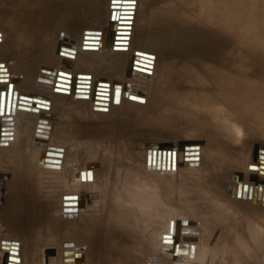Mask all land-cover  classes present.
I'll use <instances>...</instances> for the list:
<instances>
[{
    "label": "bare ground",
    "instance_id": "1",
    "mask_svg": "<svg viewBox=\"0 0 264 264\" xmlns=\"http://www.w3.org/2000/svg\"><path fill=\"white\" fill-rule=\"evenodd\" d=\"M130 1L0 0V91L14 84L13 141L0 146V179L7 177L0 243L18 242V264H177V256L185 264H264V213L248 214L251 225L238 214L247 197L252 208L264 203V189L254 188L264 182V149L252 147L260 153L246 166L257 175L251 186L241 190L238 178L241 191L228 199L221 189L232 161L226 150L241 151L233 142L246 140L245 126L252 135L264 133L257 123L264 105V15L251 17L243 0H202L204 23L197 29L194 5L189 13L181 4L137 0L127 50L114 51L104 44L110 16L114 10L125 18ZM99 41L97 51L82 49ZM135 52L155 56L151 75L132 70ZM149 61L139 69L150 70ZM41 73L54 79L51 90L40 86ZM59 73L76 84L78 75L89 76L88 97L54 93ZM97 83L109 84L105 101H98L107 112L93 111ZM132 89L143 91L142 103ZM20 96L47 100L48 110L17 111ZM47 147L63 150L59 169L42 168ZM148 150H177L175 169L147 167ZM91 168V182L75 181L76 172ZM69 195L78 196L77 214L63 218ZM187 199L194 206H184ZM201 199L209 200L203 208ZM8 256L0 245V264Z\"/></svg>",
    "mask_w": 264,
    "mask_h": 264
},
{
    "label": "water",
    "instance_id": "2",
    "mask_svg": "<svg viewBox=\"0 0 264 264\" xmlns=\"http://www.w3.org/2000/svg\"><path fill=\"white\" fill-rule=\"evenodd\" d=\"M111 3H113V0H111ZM115 4L119 5L120 0L117 2H114ZM123 4H128L129 3H123ZM129 8V7H128ZM117 9V8H116ZM127 9V8H126ZM113 12L111 13L110 16V20H109V24H108V28H107V32L108 36L104 39V44L107 43L108 47L112 48V50L114 51H126L127 50V45H128V41H129V35H130V23H126L123 22L125 18H120L117 17L119 16V14H113ZM121 14V13H120ZM113 16H116V18H113ZM119 19V20H118ZM123 19V20H122ZM131 22V21H130ZM109 40V42H107ZM102 44L101 41H99L98 43H90V45L86 46V47H82L83 50L85 51H97L98 49L102 48ZM139 58H143V59H139ZM148 59V57L141 55V54H137L136 52L134 53V59H135V63L133 66V71L136 72H140L143 74H149V72L145 71V70H140L139 68L143 67L145 68V66L142 64L144 63V59ZM147 68V67H146ZM150 75V74H149ZM59 76H62V78H64L62 80L58 79L57 80V84H55V88L54 91L57 94H62V95H69L71 93V88L72 87V80L70 78L69 75H61L59 73ZM78 79H80V84L76 85V94L75 97L77 98H87L88 97V90L90 88V77H79L77 76ZM66 79V80H65ZM14 84L12 82H10L7 86L6 91H0V146L1 147H7L8 143L13 141V125H14V120L12 119V117L9 116V111L11 110V106L14 104L12 103L13 100V92H12V88H13ZM109 87L108 83H97L94 84L93 86V95H94V106H93V111L94 112H107V109L105 108L106 106L99 103L98 101H105V99H103L102 97L104 96V93H106L107 89ZM80 90V91H79ZM6 93V95H5ZM86 95V96H83ZM21 100L18 101V106H17V111H22V112H31L32 110V106L34 105V109H41V110H48L49 107V102L46 100H39L36 98H31V97H27V96H20ZM23 100V101H22ZM6 115V117H3V115ZM256 146V145H255ZM151 150L147 151V160H146V166L147 167H151V168H157V169H175V150H158L155 151L153 150L152 152H150ZM171 153V156H170ZM259 149L258 148H254L253 150V163L256 164L257 160H256V154H259ZM62 154H63V150L60 148H56V147H47L46 151L44 154L41 155V159H42V168H52V166H54V168H60L61 166V159H62ZM170 156V158H169ZM174 159V160H173ZM173 165H172V162ZM170 163V166H169ZM96 166V165H95ZM259 166H256V170H258ZM97 168H95L96 171ZM251 170H255L250 168ZM92 171L93 168L88 169L86 171V173L83 172H76L74 174V179L76 182H85V181H92ZM90 175V179L87 178ZM7 183V177L3 176L0 179V202L4 201V197H5V193H6V188L5 185ZM254 188H263L264 189V182H260L257 185L254 186ZM257 197L259 198V196L257 195ZM254 200L256 199L255 194H254ZM63 212H64V216L63 218H74L76 217L77 214V206H78V196L76 195H69V196H64L63 197ZM72 206V207H70ZM171 227H170V232L172 231L173 228V222L170 223ZM167 238V237H166ZM167 240V239H165ZM1 245V249L5 252H7L9 255L11 254V256L4 257L2 259V264H5V261L7 260V264H11V262H14V264H18L19 259L17 258V250H18V242L15 241H1L0 243ZM193 250V245L190 247V251H189V255L192 256L191 251ZM47 252H45L46 254ZM176 253L177 254H187L186 249H176ZM13 254V256H12ZM80 257V256H79ZM177 260L176 263L177 264H185L187 262V259H185L184 257H179L177 256ZM15 258V259H12ZM184 262V263H183Z\"/></svg>",
    "mask_w": 264,
    "mask_h": 264
},
{
    "label": "rangeland",
    "instance_id": "3",
    "mask_svg": "<svg viewBox=\"0 0 264 264\" xmlns=\"http://www.w3.org/2000/svg\"><path fill=\"white\" fill-rule=\"evenodd\" d=\"M114 1V0H113ZM117 1H119V0H117ZM166 1L169 3V6H171V7H175V6H177V7H183V8H185L186 10H188V12L190 13V11H191V7H193V6H191V5H194L195 7H196V9H195V7H193V9L196 11H194L193 9H192V12L190 13L191 15H193V17L194 18H196L195 16L197 15L199 18L201 17V15H202V17L200 18V20L202 19L203 20V14H204V11H205V7L203 6V4L202 3H204L202 0V2L200 1V2H198V0H177V1H175V3L174 4H176V5H173V0H172V2H171V0H157V2H156V0H151V2H152V4H153V6L154 7H164V5L165 4H168V3H166ZM244 1V5H246V6H248L251 10H252V14H251V17L253 16V14H257V15H260V16H262V15H264V0H243ZM161 4H159V3ZM163 2V3H162ZM165 2V3H164ZM177 2V3H176ZM129 3H132V6H130L131 7V9L130 10H128V12H127V16L125 17L126 18V20L124 21V22H126L127 23V21H128V16H129V18H130V20L129 21H132L131 20V18L132 17H134V10H135V8H136V4H137V0H131ZM155 3H157V4H155ZM189 5H188V4ZM173 6H172V5ZM180 4H181V6H180ZM182 4H184V6L182 5ZM196 4H198L197 6L199 7V9L197 8V6H196ZM200 4H202V5H200ZM205 4V3H204ZM186 5H188V6H186ZM186 6V7H185ZM203 6V7H202ZM181 7V8H182ZM188 7V8H187ZM176 8V7H175ZM202 8H204V10L202 9ZM198 10V11H197ZM201 10H203V13H199V12H201ZM194 14H196V15H194ZM132 16V17H131ZM247 16V19H246V21L244 22V24L250 19V14H247L246 15ZM192 17V16H191ZM193 17L191 18V22L192 21H194L195 23H196V27L197 26H200L199 25V23L201 22L202 23V20L200 21L199 20V18H197V19H193ZM196 20H197V22H196ZM199 20V21H198ZM199 22V23H198ZM130 23H132V22H130ZM195 23H193L194 24V26H195ZM200 23V24H201ZM203 23H204V20H203ZM202 23V24H203ZM131 26V25H130ZM200 27H202V25L200 26ZM199 27V29H201ZM197 29H198V27H197ZM247 37L249 36V34H245ZM252 37H256V35L255 34H253L252 35ZM130 38V37H129ZM88 41V40H87ZM87 41L86 40H84L83 42H85V43H87ZM263 47H264V45H263ZM262 51H264V49L262 48ZM97 53H99V52H97ZM145 56L146 57H148L149 58V62H151V66H150V70H148L149 71V74L151 75V69H153V66H154V60H155V56L154 55H146L145 54ZM154 58V59H153ZM134 61L132 62V66H134ZM143 65H145V63H142ZM153 64V65H152ZM147 67V66H146ZM143 68V69H147V68ZM146 72H147V70H145ZM64 74V73H63ZM148 74V75H149ZM143 75L144 74H142V77H143ZM40 82H42V84H40V86H42V87H44V88H49L50 89V87L52 88V86H53V80L54 79H51V80H47L46 79V75L45 74H43V73H41L40 75ZM78 76H80V75H78ZM49 78H51V77H49ZM62 78V76H58V77H56V79H55V81H54V84H57V80L58 79H61ZM64 78H62V80H63ZM66 80V79H65ZM74 80V79H73ZM73 82V84L74 85H77L76 83H77V81L76 80H74V81H72ZM90 82H91V80H90ZM74 85H72V87L73 88H71L72 90H71V93L70 94H72L73 92H75V90H73V89H76L75 88V86ZM54 88H55V86L53 87V91H54ZM141 88H143V89H145L144 87H141ZM141 88H137L138 90H140ZM51 90V89H50ZM89 91V90H88ZM132 91H134V95L139 99V102L140 103H142L143 102V91H141V93L140 94H138L137 92H136V90H134V89H132ZM51 92V91H50ZM55 93V92H54ZM128 95H129V92L128 93H126V98L128 97ZM123 99H125V98H123ZM132 106V107H131ZM131 106H126L127 108H133V106L134 105H131ZM264 105L262 104L261 105V107H260V113H259V120L257 121V123H258V125L259 126H261L260 128H259V130L261 129H263V131H264ZM245 129H244V133L246 134L245 136H247V137H245L244 136V138L246 139H244L245 141H243V140H241V141H243L242 143L244 144H242L241 143V141H237V142H231V144H233V145H235V146H237V148L239 149V150H241L240 152L239 151H234V150H236V148H229V150H226V156H227V159H228V162H230L231 160V164L229 163V165H230V167H226L225 168V170H227V171H225L224 172V177H223V179H222V183L224 182V184H222V187L224 186L225 187V185H226V188H221V189H223L222 191H223V193H222V191H221V193L222 194H224L225 196H222V197H225L226 198V196H227V199L228 198H231V196H232V193L231 192H234V191H237L238 193H239V191H241L242 190V188H244V190H245V188L247 187V186H251V184L253 183V180H252V178L254 177H256L257 175H256V173H254V174H251V175H249L247 172H248V170L246 169V166L248 165V164H253V162H252V160H251V158L250 157H252L253 156V152L251 153V151H252V147L253 146H255V145H258V146H260L262 149H264V133H262V131L261 132H259V133H255V135H252V133H250V130H249V128L247 127V126H245L244 127ZM262 133V137L261 136H259L260 134ZM250 134V135H249ZM257 135V136H256ZM251 137V138H250ZM257 137H259V139L260 140H263V141H260ZM248 139H249V141H248ZM258 141H257V140ZM229 143H230V140L228 141ZM254 142V143H253ZM258 142V143H257ZM256 143V144H255ZM241 144V145H240ZM262 144V145H261ZM241 146V147H240ZM244 146V147H243ZM242 148H243V150H242ZM149 151V150H148ZM177 151V150H176ZM230 151V152H229ZM242 151H244V152H242ZM229 153V155H227L228 153ZM237 152V153H236ZM239 152V153H238ZM242 152V153H241ZM249 152V153H248ZM230 153H234L233 155L231 154L230 155ZM244 153H245V155H244ZM247 153V154H246ZM236 154H239V155H236ZM250 154H252V156H250ZM249 155V159L247 158V156ZM236 156V157H235ZM237 156H239V157H237ZM228 157H230V159L228 158ZM233 157V158H232ZM242 157V158H241ZM232 158V159H231ZM236 158H237V160H236ZM259 158L261 159V160H264V158L262 157V156H259ZM233 159H235V162H234V160ZM240 161H239V160ZM243 159V161H241ZM233 162V163H232ZM242 162V163H241ZM87 163H92V161H90V162H87ZM236 164V166H235V164ZM246 163V164H245ZM96 164V166H98V171H100V166H101V164L100 163H95ZM94 164V165H95ZM98 164V165H97ZM232 164H234L233 165V167H231V165ZM240 164V165H239ZM237 165H238V167L240 168V166H241V168L239 169V168H237ZM244 168H243V167ZM264 166V165H263ZM250 168L251 167H249V170H250ZM236 169H238V171L236 170ZM96 170V171H97ZM236 170V171H235ZM241 170H242V172H241ZM246 172H245V171ZM234 171V172H233ZM262 176L264 177V167H262ZM241 174H240V173ZM4 174L6 173V175H9L7 172H3ZM226 173V174H225ZM230 173V174H229ZM244 174V176H243V174ZM247 173V174H246ZM234 174H236V175H233ZM240 176H239V175ZM227 175H229V176H227ZM230 175H231V177H230ZM247 176V177H246ZM166 177V176H165ZM174 177H176V176H170V178H172V180H174L173 182L175 183V182H177L175 179H174ZM233 177V178H232ZM244 177V178H243ZM169 178V179H170ZM232 178V179H231ZM237 178V179H236ZM238 178H239V181H238ZM246 178V179H245ZM257 178V177H256ZM226 179V180H225ZM240 179H242V180H240ZM171 180V179H170ZM181 180V179H180ZM227 180H229V181H227ZM233 180V181H232ZM235 180H237L238 182H237V184L240 186L241 184V190H238L237 188L239 187L238 185H237V188L235 187V185H236V182H234ZM247 180V181H246ZM244 181H246L245 183H244ZM232 185H230V184ZM245 184V185H244ZM234 185V186H233ZM225 189V190H224ZM231 189V190H230ZM168 190H169V188H168ZM170 191V190H169ZM231 191V192H230ZM195 198H198V199H195V200H200V198L196 195V197ZM208 199H201V205H202V208L205 206V205H207V203H209L208 201H207ZM247 203H248V205L246 204V205H243L241 208V213H238V214H241L240 216H244V217H242L243 219H244V222L245 223H249L248 222V217H249V215L248 214H251V213H253V212H257V213H264V203H262V205H258L257 207H251L250 206V198L249 197H247ZM188 202V203H187ZM191 203V201L190 200H184L183 201V205L186 203V204H188V208H190V206H194V205H192V203ZM196 202V201H195ZM194 202V204H196ZM206 204H205V203ZM215 204H219V203H215ZM185 206V205H184ZM260 207H262V208H260ZM263 209V210H262ZM230 210H232V211H230ZM258 210H261V212H258ZM230 214H232L233 213V209H231V208H229L228 210H227ZM227 212V213H228ZM228 213V214H229ZM243 213V214H242ZM248 215V216H247ZM247 216V217H246ZM191 218H193V217H191ZM248 218V219H247ZM192 220V219H191ZM247 220V221H246ZM193 221L194 220H192V223H193ZM249 225H251L250 223H249ZM179 230H180V232H179ZM181 230H183V226H182V223L179 225V227H178V230H177V232H176V236H178V238L180 237V235H181V233H182V231ZM263 230H264V228H263ZM179 232V233H178ZM45 248H51L50 246L49 247H44V249ZM54 248V250H55V247H53ZM52 248V249H53ZM58 248H60V247H58ZM43 249V250H44ZM45 250H48V249H45ZM61 250V249H60ZM42 251V250H41ZM84 259V258H83ZM217 264H219V263H217Z\"/></svg>",
    "mask_w": 264,
    "mask_h": 264
},
{
    "label": "snow or ice",
    "instance_id": "4",
    "mask_svg": "<svg viewBox=\"0 0 264 264\" xmlns=\"http://www.w3.org/2000/svg\"><path fill=\"white\" fill-rule=\"evenodd\" d=\"M87 178H89V179H90V178H91V177H90V175H89Z\"/></svg>",
    "mask_w": 264,
    "mask_h": 264
}]
</instances>
